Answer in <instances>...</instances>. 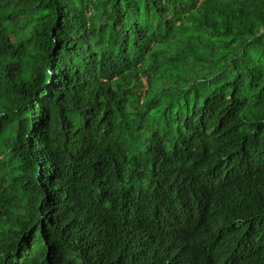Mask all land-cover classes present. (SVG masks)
<instances>
[{
    "label": "trees",
    "instance_id": "trees-1",
    "mask_svg": "<svg viewBox=\"0 0 264 264\" xmlns=\"http://www.w3.org/2000/svg\"><path fill=\"white\" fill-rule=\"evenodd\" d=\"M180 157L198 195H169ZM192 245L264 264V0H0V264Z\"/></svg>",
    "mask_w": 264,
    "mask_h": 264
},
{
    "label": "clouds",
    "instance_id": "clouds-1",
    "mask_svg": "<svg viewBox=\"0 0 264 264\" xmlns=\"http://www.w3.org/2000/svg\"><path fill=\"white\" fill-rule=\"evenodd\" d=\"M167 168L170 174L168 192L169 195L180 196H193L198 195L204 189V184H196L192 178L197 174L200 169L191 160L184 158H177L169 162ZM191 180V181H190ZM174 199H170V210H173ZM145 220L139 210H134L132 214L125 216L123 222L132 236L134 243H152L159 240L158 234L155 229H152ZM178 225V222L175 226ZM209 232L216 233L222 231L217 224H212L208 227ZM174 243L182 242L178 239H167L164 242ZM189 253L185 255H178L176 253V264H220L214 256L198 246L192 245L188 250Z\"/></svg>",
    "mask_w": 264,
    "mask_h": 264
}]
</instances>
